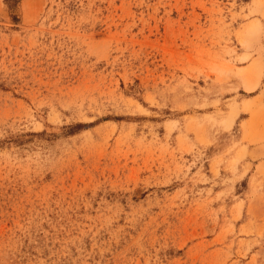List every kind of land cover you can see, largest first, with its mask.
Returning <instances> with one entry per match:
<instances>
[{
	"label": "rangeland",
	"instance_id": "1",
	"mask_svg": "<svg viewBox=\"0 0 264 264\" xmlns=\"http://www.w3.org/2000/svg\"><path fill=\"white\" fill-rule=\"evenodd\" d=\"M0 264H264V0H0Z\"/></svg>",
	"mask_w": 264,
	"mask_h": 264
}]
</instances>
